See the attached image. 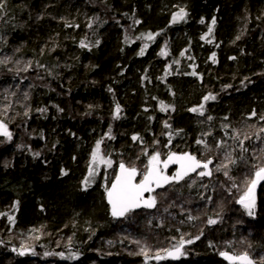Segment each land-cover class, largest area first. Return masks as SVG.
<instances>
[{"label": "trees", "instance_id": "1", "mask_svg": "<svg viewBox=\"0 0 264 264\" xmlns=\"http://www.w3.org/2000/svg\"><path fill=\"white\" fill-rule=\"evenodd\" d=\"M0 3V122L14 133L11 141L0 137L4 246L13 233L33 229L29 236L73 246L77 264H143L128 258L126 243L117 248L123 242L113 235L105 185L116 171L103 166L104 182L83 183L97 141L112 168L121 162L140 168L136 155L146 164L156 152L213 162L231 153L240 161L251 148L264 159V0ZM181 8L187 16L173 22ZM201 104L203 115L190 111ZM241 140L248 141L247 151ZM146 220L138 222L141 234L135 231L132 241L154 233ZM242 221L231 224L235 233L207 229L192 247V264H224L221 250L264 264V184L254 216Z\"/></svg>", "mask_w": 264, "mask_h": 264}, {"label": "snow or ice", "instance_id": "2", "mask_svg": "<svg viewBox=\"0 0 264 264\" xmlns=\"http://www.w3.org/2000/svg\"><path fill=\"white\" fill-rule=\"evenodd\" d=\"M5 5L0 3V11L4 10ZM187 16V12L184 8H181L179 12L173 14L172 21L176 22L178 20H184ZM139 23V21H136ZM201 24L204 23V20L201 19ZM216 21L215 18L212 19L211 24L215 25ZM213 31V28L210 26L208 28V34L210 35ZM152 34L148 35V39H152ZM204 37H202L203 39ZM239 39V37H237ZM81 47H87V45L82 41ZM141 54H143V49L141 50ZM183 54V53H182ZM214 56V54H213ZM3 63V61H0ZM195 75V73H193ZM208 99H215V97L205 96L204 100L207 101ZM167 106L163 103L161 104V110H165ZM43 111V110H42ZM119 105H117L116 113L117 116L119 114ZM192 112L199 111L200 115H203V105L201 104L199 109L192 108L190 109ZM256 113L253 112L252 116H255ZM251 118V117H249ZM211 119V117H208ZM261 120H264V116L260 117ZM165 127H169L167 123H165ZM227 127V126H225ZM261 132H264V128L260 129ZM0 136H6L9 140L12 137L11 132L8 131L7 126L0 122ZM239 139V137H236ZM248 137L246 136L245 139ZM134 140L137 137H133ZM197 144H203L204 141L197 140ZM244 141H240L242 151H247V149L243 148ZM100 146L101 141H97L96 150L92 153V164L99 165L100 163L107 164L108 167H111L112 161L105 160L103 156L100 155ZM207 146V145H205ZM220 145H218L219 147ZM38 155V154H37ZM147 155V152H145ZM243 159V157H241ZM225 161L222 162L221 165L217 166V171L224 170L223 174L229 180H232V186L237 187L235 184V180L229 176V165L235 164L236 160L232 158L231 153H228L225 156ZM213 161L211 159L202 160L198 159L196 155L190 153H183V154H176L169 152L167 155V159L161 160L160 153L156 152L155 154L151 155L148 158L146 165L144 166V170L141 172L135 166H126L123 162L119 164V172L115 175V179L111 182V186L108 187L105 185V193L107 202L110 205L111 215L114 218L124 217L128 213L133 212L140 208H154L157 204V199L153 195L145 196L146 193L151 194L155 192L159 188H163L168 184L173 182H180L188 177L191 173H196L198 169H202L197 174L200 177L204 176H211V171L209 170V165H211ZM169 165H177V170L175 171L174 175H167L166 170L169 168ZM252 173L251 176L246 178L243 181V189L241 191V195L237 199L236 203L240 204L247 212L249 216H254V211L256 208V193L257 188L264 182V164H256L252 165ZM96 175V171L94 167L89 168L88 178H85L84 184L87 186L90 184L91 179L94 178ZM140 176L141 178L137 180V177ZM194 182V181H193ZM86 190V189H85ZM18 203V202H17ZM15 207V206H14ZM9 221H14V217L8 215ZM194 219L193 217L189 216V220ZM209 224H215L216 221L213 219L208 220ZM199 239V236L196 237ZM193 241L188 240L185 241L183 236L177 241L175 244L172 245L171 248H163L156 250L153 255H149V249L146 247H141L139 255H142L145 260V264H148L150 259H154L157 262L171 258L177 259L179 256L183 255L182 249L185 243L191 244ZM137 243H139L137 241ZM23 255V251L20 253ZM49 253H46L48 255ZM219 255L228 262V264H253V261L249 258L247 253L243 254H229L226 251H221ZM59 256L62 259H74V255H69L65 257L64 253H59Z\"/></svg>", "mask_w": 264, "mask_h": 264}, {"label": "rangeland", "instance_id": "3", "mask_svg": "<svg viewBox=\"0 0 264 264\" xmlns=\"http://www.w3.org/2000/svg\"><path fill=\"white\" fill-rule=\"evenodd\" d=\"M6 125V123H4ZM8 128V131L11 132L12 137L10 139V141L13 139V132L11 131V127L6 125ZM0 137H4V139H8L6 136H0ZM244 143L249 144L248 141H244ZM251 154H246V158L244 159H240V161H236V163L230 164L229 165V169L230 172L229 174H231L234 178H235V184L237 185L236 187V194H233L234 191L230 189V191L228 190L229 188L223 184V181L226 179V177L223 174L224 170H220L217 171V166L221 165L222 162H226L225 161V156L222 155H216V162H213L211 164V176H204V177H198L199 179L195 178V180H192L189 182V184H183L181 186H178L176 188H174L173 190H169L166 189L163 194H157L155 195L156 199H157V206H156V211L154 213L153 216H146L145 212L140 213L138 215H136V217L140 218V220L142 221L143 219H147L146 222L150 223L149 226L152 225V227L155 228V232H149L147 234L146 239L138 241L139 243H137V240H133V241H124V243L127 244V247L129 249V254L133 255L135 254L136 256L141 258V261L143 262V264H145V260L144 257L142 255H139L137 253H139L140 248L146 247L147 249H149V255H153L155 253L156 250L159 249H163V248H168L171 241H172V236L175 233L179 232V227L178 226L175 230H171V229H167L166 231V235L161 236L163 239H167V240H159L158 241V234H160L162 232V228L160 227L162 224L160 223L159 219L162 218L163 222H165L166 218V214L167 211L169 210L171 213V210L176 211L177 214L181 215L184 214L186 219H189V216L193 217L194 219L189 220V222L191 223V226H187V228L192 230V237L190 240H192L193 242L190 244L189 250L192 253L194 250H192V247L194 246V243H197L198 241H201L202 239H204V234L205 231H207V229H213L217 230L219 228H223V229H228V231L226 233H230L229 231L235 233V228H230L231 224L232 227L236 226V224L238 223H242L243 221H240V218L247 216V212L246 210L238 203H236L237 199L239 198V196L241 195V191L243 189V181L251 176V173L253 171L252 169V165H256V164H264V159L261 158L260 156L262 154H258L255 157V154L253 152V150L251 148H248ZM100 155L102 156L101 152ZM232 158L237 159L236 155H231ZM147 157V156H146ZM161 157V156H160ZM108 160V159H105ZM161 160H165L162 159ZM246 160V161H245ZM135 163L137 164L136 166L140 167L138 169H141L142 171L144 170V166L146 164H143L141 162V158L140 156H137L134 159ZM118 165V164H117ZM91 167L95 168L96 171V175L94 178H90L91 182L90 183H95L96 180L100 177V175L102 174L101 171L102 169H104L103 166H105L106 171H111L113 172L116 171V168H112L113 166V161H112V165L111 167H108L107 164L104 163H100L98 166L97 165H93L92 162L90 164ZM127 166V165H126ZM90 168V167H89ZM110 172V173H111ZM102 177V176H101ZM100 177V182H104L107 178V176L105 175L102 180ZM208 179L213 180V183H211L210 181L208 182ZM194 181V182H193ZM226 181H231L228 178L226 179ZM203 183L204 187L203 188H199V184ZM208 182V183H207ZM102 188V187H100ZM186 194L189 199L186 198H181V199H176L177 195H183ZM197 200H194V199ZM258 199V196H257ZM257 199H256V204H257ZM172 213L170 218H172ZM213 219L216 221L215 224H209L208 220L209 219ZM177 219H181L180 217H177ZM172 221L170 219H168V224H170ZM160 225H159V224ZM175 222L172 223V225L174 226ZM194 225V226H193ZM156 227H159L158 229ZM108 228L110 229L111 227L108 226ZM21 229V228H19ZM139 230L138 229V234L137 236H140L139 234ZM34 232L33 229H27L26 233H20V231L16 232V235L20 236L21 238L13 240V243L17 244L19 241H21L20 239H25L28 242V246L27 247H32L36 244H38V239L37 237L33 238L28 234V232ZM113 232V230H112ZM141 232V230H140ZM14 234V233H13ZM31 234H37V233H31ZM114 236L118 237L117 233H113ZM38 236V235H37ZM41 239H45L43 237V234L40 235ZM195 236V237H194ZM197 236L199 237H203L200 240H194V238H196ZM235 236V234H234ZM184 240L187 238V236H183ZM9 239V238H7ZM180 239V238H178ZM176 239V240H178ZM49 240H51L52 245L56 246L57 250H64L62 253H64L65 257H68L69 255H74L75 258L74 259H62L63 262H74L79 260L78 259V255L76 250L74 249L73 253H66L65 250L69 249V247L66 245V243L60 242L56 237L53 238H49ZM174 240V239H173ZM121 241V240H120ZM161 242V244H160ZM8 245V244H6ZM61 245V246H59ZM117 248H121V242H119V244H116ZM52 248V247H51ZM223 251V250H221ZM218 252L219 253L221 252ZM226 251V250H225ZM233 253V252H232ZM186 256V255H185ZM189 256H187L188 258ZM252 257V256H251ZM130 258V257H128ZM253 260L258 264V261H256V259L254 257H252ZM191 260H194V258H191ZM157 262L154 259H150L148 261V264H153ZM5 264V262H4ZM39 264H43L42 262L39 261Z\"/></svg>", "mask_w": 264, "mask_h": 264}, {"label": "flooded vegetation", "instance_id": "4", "mask_svg": "<svg viewBox=\"0 0 264 264\" xmlns=\"http://www.w3.org/2000/svg\"><path fill=\"white\" fill-rule=\"evenodd\" d=\"M118 166H119V164L116 167V171H117ZM211 167L212 166L209 165L210 171H211ZM176 170H177L176 167H172L169 165V168L166 170V174L167 175H174ZM199 171H201V170H199ZM197 173L194 176L187 177L178 183L173 182L165 189L156 190L155 192H153L152 195L155 196V195L160 194V193L163 194V192L166 189L173 190L174 188L181 186L183 184H189V182L192 180H195V178L199 179L198 178L199 175ZM140 178L141 177L139 176L138 180ZM209 181L211 183H213V180L208 179V182ZM203 187H204V184L200 182L199 188L201 189ZM177 198H180V195H177ZM194 200H197V199L195 198ZM105 205L107 207L108 216L111 219L110 223L113 227H115V229L118 233V238L123 242V243H121V245L125 244L124 241H127V242L132 241L133 238H131V237L135 236L133 233L135 231H137V234H138V229H139L138 222L140 224V218L136 217V215L143 213V211L137 212V213H130V214L126 215L125 218H123V219H114L111 216L110 208L107 205L106 201H105ZM156 206H157V204H156ZM156 206H155L154 211L156 210ZM147 212H149V211H147ZM147 212H145V213H147ZM171 213L173 216L172 218H170ZM171 213L169 210L167 211V214L165 216L167 218H166L165 222H163L162 218L159 219L160 223L162 224L160 226L162 228V232L160 234H158L159 236H157L159 238L160 236L166 235L165 233L167 231L166 230L167 227H169V229H171V230H175L178 226H180L179 232L175 233L172 236V238H171L172 241H171L168 248H171L173 244H175L177 241H179L178 238H181V236H187L185 241L190 240L192 237V233H191L192 230L187 228L186 225L180 224V220L177 219V217L182 218L185 215L184 214L179 215L174 210H171ZM168 219H170L172 221L170 224L167 223ZM240 220L242 221V218H240ZM173 222H175L174 226L172 225ZM150 228H153L154 232H155V228L152 227V225L150 226ZM156 228L158 229L159 227H156ZM37 235L38 234H34L31 236L33 238L37 237V239H38V244H36L32 247H27L28 242L25 239H20L21 241H19L17 244L13 243V240L21 238L20 236H18L16 234H13L9 237V239L11 241H10V243H8V245L4 246L3 244L0 243L1 244L0 247L3 246L5 248V249L0 250V264H4V262H5V264H39V261L42 262L43 264H77L80 261V260H77V261L70 262V263L63 262L62 258L59 256V253H62L64 250L58 251L56 246L52 245V242L50 244H48L45 240L46 238L41 239V236H40L41 234L38 236ZM129 238H130V240H128ZM202 238L203 237H199V239L194 238V240L196 241V240H200ZM176 239H178V240H176ZM195 244L196 243H194V245ZM59 246H61V245H59ZM189 247H190V244H188V243L184 244V247L182 249L183 255H181L177 260H172V259L167 258V259L159 261L158 263H163V264H192L197 256L193 252L192 253L190 252ZM22 251L24 253L23 255L20 254ZM73 251H74L73 246H71V247H69V249L65 250L66 253H70V254H72ZM46 253H49V254L46 255ZM77 255H78V253H77ZM187 256H189V257L187 258ZM129 257L132 259L138 258L137 260L139 262H141V258L136 256L135 254H133V255L129 254ZM191 258H194V260H191ZM219 258H220V255H219Z\"/></svg>", "mask_w": 264, "mask_h": 264}, {"label": "water", "instance_id": "5", "mask_svg": "<svg viewBox=\"0 0 264 264\" xmlns=\"http://www.w3.org/2000/svg\"><path fill=\"white\" fill-rule=\"evenodd\" d=\"M179 155V154H178ZM170 166H172V167H178L177 165H170ZM199 170H202V169H198L197 170V172L199 171ZM119 172V166H118V168H117V172H116V174ZM196 172V173H197ZM196 173H191L188 177H190V176H194ZM138 178H139V176L137 177V180H138ZM187 178V177H186ZM115 179V178H114ZM263 183L264 182H262L261 183V185H259L258 186V188H257V193H256V196H257V194H258V191H259V189H260V187L263 185ZM170 184H168V185H166L165 187H163V188H159V189H157V190H162V189H165V188H167L168 186H169ZM111 186V185H110ZM153 193H151V194H148V193H146L145 194V196H146V198H147V196H149V195H152ZM105 200H106V203H107V205L109 206V208H110V205L108 204V202H107V198H106V196H105ZM154 209H155V207L154 208H140V209H137V210H135V211H133V212H130V213H135V212H140V211H149V212H152V211H154ZM111 212V211H110ZM130 213H128V214H130ZM127 214V215H128ZM112 216V215H111ZM113 217V216H112ZM114 218V217H113ZM123 218H125V216L124 217H119V218H114V219H123ZM229 253V252H228ZM229 254H232V253H229ZM180 257V256H179ZM220 258L226 263V264H228V262L227 261H225L221 256H220ZM252 261H253V264H256L255 263V261L251 258V257H249ZM169 259H171V258H169ZM178 259V258H177ZM177 259H172V260H177Z\"/></svg>", "mask_w": 264, "mask_h": 264}, {"label": "bare ground", "instance_id": "6", "mask_svg": "<svg viewBox=\"0 0 264 264\" xmlns=\"http://www.w3.org/2000/svg\"><path fill=\"white\" fill-rule=\"evenodd\" d=\"M137 156H144V155H140V154H138V155H136V157ZM133 157H135V156H133ZM162 159H167V157H165V158H163V157H161ZM229 176H231L234 180H235V178L231 175V174H229ZM226 179H227V177H226ZM226 179L223 181V184L224 185H226L229 189V191H230V189L231 190H233L234 191V193L233 194H236V187H233L232 186V180L231 181H226ZM264 184V183H263ZM263 186V185H262ZM261 186V187H262ZM180 224H182V225H186V226H191V223L189 222V219H186L185 217H182L181 219H180ZM194 226V225H193ZM249 257H251L250 255H248ZM252 258V257H251ZM253 259V258H252ZM221 260V262L222 263H224V264H226L222 259H220ZM256 263V262H255Z\"/></svg>", "mask_w": 264, "mask_h": 264}]
</instances>
